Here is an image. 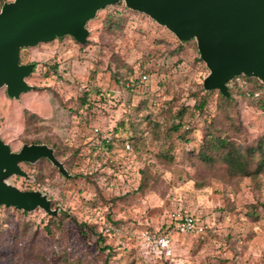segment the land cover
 Masks as SVG:
<instances>
[{
  "label": "rangeland",
  "instance_id": "rangeland-1",
  "mask_svg": "<svg viewBox=\"0 0 264 264\" xmlns=\"http://www.w3.org/2000/svg\"><path fill=\"white\" fill-rule=\"evenodd\" d=\"M121 2L129 12L119 29L104 27L105 15L114 9L110 5L87 22L83 45L67 35L23 48L21 63L35 64L26 81L37 92L22 96L24 92L16 101L4 103L0 137L13 151L34 139L55 140L62 148L61 160L71 161L70 176L46 163L23 162L30 178L12 176L9 182L21 190H41L53 201L52 209L68 211L78 222L94 226L112 247L108 264H264V173L255 181L227 182L187 156L201 138L205 121L215 114L216 94L209 98L201 120L195 119L194 131L187 135L190 140L166 135L165 129L176 120L172 113L182 104H192V93L202 86L209 72L205 63L195 60L192 46L179 56L169 54L179 42L175 35ZM117 64L125 66L117 70ZM129 67L149 70L147 81L133 92L120 87L113 75L117 71L118 76L129 77ZM5 91L0 89V99ZM84 92L87 103L81 104ZM143 100L144 107L135 110ZM25 107L38 116L27 129L20 117ZM237 111L241 139L250 142L262 133L264 112L244 98H238ZM148 114L157 129L145 119ZM128 119L132 124L118 126ZM114 127L123 138L135 130L141 138L137 149L129 139L125 141L131 151L116 144L107 149L102 139L112 137ZM169 140L175 146L172 163L160 157ZM148 162L154 164L148 168L147 184L137 190L140 169ZM179 208L195 214L202 233L170 229V212ZM20 211L0 206V264H102L96 237L87 228L64 220L49 235L44 229L48 213L41 208ZM163 232L172 240L169 256L143 236Z\"/></svg>",
  "mask_w": 264,
  "mask_h": 264
},
{
  "label": "water",
  "instance_id": "water-1",
  "mask_svg": "<svg viewBox=\"0 0 264 264\" xmlns=\"http://www.w3.org/2000/svg\"><path fill=\"white\" fill-rule=\"evenodd\" d=\"M121 1L165 26L180 43L195 40L209 71L202 81L204 91L217 89L230 98L227 83L237 75L264 84V0H11L0 9V89L16 99L32 89L26 78L34 63H20L22 48L65 35L83 44L87 22ZM41 158L70 176L48 145L25 143L13 151L0 137V206L26 212L41 208L50 215L59 211L41 190H21L9 182L12 176L29 179L21 163Z\"/></svg>",
  "mask_w": 264,
  "mask_h": 264
},
{
  "label": "trees",
  "instance_id": "trees-1",
  "mask_svg": "<svg viewBox=\"0 0 264 264\" xmlns=\"http://www.w3.org/2000/svg\"><path fill=\"white\" fill-rule=\"evenodd\" d=\"M6 1L7 0H0V9ZM112 6L114 9L109 10L103 19L104 27L107 30L121 28L124 25L127 13L129 12V10L124 7L122 2ZM117 6H123V9L115 10ZM77 43L79 42L77 41ZM79 44L83 45L84 43ZM187 46H192L196 50L197 56L195 57V60L201 63L198 58L199 52L194 39L190 40L185 45L177 42V44L172 47L169 54L179 56ZM22 50L23 48L20 50V63ZM177 61H181V58H178ZM54 66H57V64ZM123 66H125V64H117L116 69L118 70ZM138 70L139 71H133L132 68L129 67V77H120L118 76L119 74L117 71H114L113 75L116 78V82L120 84V87L133 92L138 84H143L147 81L141 80V75L146 74L148 77V68L143 70L142 68H138ZM227 84L231 96L230 98L222 95L217 89L204 92L203 87L200 85L199 88L192 93V104H182L178 110L172 113V117L176 120L171 122V124L165 129L167 133L166 135L169 136V134L172 133L180 140H190L187 135L194 131L195 119L198 118L201 120V117L206 112L205 109L209 103V98L215 93V114L209 120H206L207 122L205 121V125L201 131V138L197 141V143H195V147L187 152V156L191 159L195 158L198 160L204 168L207 169L208 173L212 177H216L227 182H232L233 180L242 178H250L255 181L261 174L264 173V125L262 133L253 138L250 142H246L244 139H241L242 129L239 121V111H237V105L238 98H244L245 100H249L250 103L264 112V84L257 78L246 77L244 75L235 76ZM33 92H37V90L31 89L22 96L29 95ZM87 96L88 93L84 92V96L80 98L81 104L87 103ZM16 100L17 99L15 98H9L5 91L4 96L0 99V113L5 111L3 108L4 103H12V101ZM144 104V100L139 102V106H137L135 110H139L141 106L144 107ZM20 117L25 122L27 129L29 124L37 120L38 116L35 112L25 107L21 110ZM186 117L190 118V120H186ZM145 119L149 120V123L152 125V129H157L158 124L153 120L151 114L145 115ZM129 121V119L126 122L120 121L118 122V126H123L125 128L126 124H132ZM119 133L118 128L114 127L110 141L106 143L103 139V145L107 146V149H111L116 144L124 150L123 142L125 140L129 139L131 142H134L135 145L139 144L141 141V138L135 130L130 133L127 138H123L119 135ZM1 138L4 142H6L3 137ZM30 142L35 144H46L53 148L55 157L62 162L67 172H70L69 166L71 165V161L61 160L63 153L58 142L49 137L34 139ZM174 149V143L169 140V145L160 157L164 159L166 163H172L174 161ZM42 163H46L51 170L61 174L58 168L55 167L47 158H41L36 162L37 165ZM153 164V162H148L142 169H140L141 176L140 182L136 188L137 190H142L146 186L148 181V168L153 166ZM256 206L257 205H254L253 207ZM261 206L264 208V204H261ZM51 207H53L52 200ZM20 212L23 214L27 213L26 211ZM251 213L256 215L254 211ZM64 220H70L81 229L87 228L90 230L96 237L95 244L97 251L103 257L102 264H108L110 257L113 254L112 247L105 243L104 237L95 231L94 226L78 222L76 217L68 211L61 210L55 215L49 214L48 222L44 226L46 233L53 235L55 229L57 230L62 227ZM169 227L171 230L175 231L172 223ZM163 233L168 234L167 232ZM76 264H82V262L78 261Z\"/></svg>",
  "mask_w": 264,
  "mask_h": 264
},
{
  "label": "built area",
  "instance_id": "built-area-1",
  "mask_svg": "<svg viewBox=\"0 0 264 264\" xmlns=\"http://www.w3.org/2000/svg\"><path fill=\"white\" fill-rule=\"evenodd\" d=\"M147 75H141V80H147ZM96 133H99L97 128L94 129ZM105 142H109L111 139L110 135L104 136L103 138ZM102 139V140H103ZM124 150L131 151L132 146L130 142L124 141L123 142ZM170 220L173 225V228L178 233L183 234H195V233H202L203 232V225L197 222L195 214L186 209V208H179L177 210H173L170 212ZM143 236L146 240L152 242L160 251H162L166 256L172 254V240L168 234L165 233H144Z\"/></svg>",
  "mask_w": 264,
  "mask_h": 264
}]
</instances>
